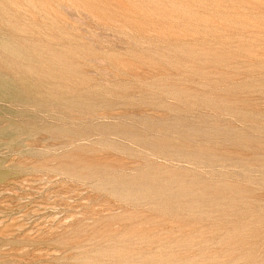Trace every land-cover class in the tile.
I'll return each instance as SVG.
<instances>
[{
	"label": "rangeland",
	"instance_id": "374dc122",
	"mask_svg": "<svg viewBox=\"0 0 264 264\" xmlns=\"http://www.w3.org/2000/svg\"><path fill=\"white\" fill-rule=\"evenodd\" d=\"M0 264H264V0H0Z\"/></svg>",
	"mask_w": 264,
	"mask_h": 264
}]
</instances>
